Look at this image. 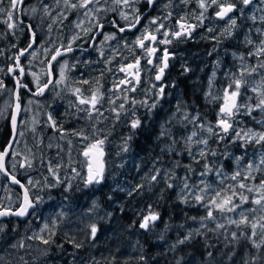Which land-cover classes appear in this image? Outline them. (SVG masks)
Wrapping results in <instances>:
<instances>
[{
    "label": "rangeland",
    "instance_id": "rangeland-1",
    "mask_svg": "<svg viewBox=\"0 0 264 264\" xmlns=\"http://www.w3.org/2000/svg\"><path fill=\"white\" fill-rule=\"evenodd\" d=\"M144 1L145 0H139L133 7L138 10L142 7H146V2ZM9 3L10 0H4L3 6L8 8ZM41 3L50 6V16L44 15L43 9L40 7ZM166 3H168V0H158L152 13L143 17L142 26L139 29L140 32L148 24L149 20L158 16L162 18L167 15L168 10L162 8V5ZM33 7L37 9L35 13L31 11ZM90 7H99L101 9V11L96 14L100 20H107L111 17L117 23L123 25H125V21L121 19L120 11H124L130 16L132 14V8L130 7L121 6L116 11H111L110 9L116 7V5L112 3V0H101L98 6L90 5ZM21 9H23V12ZM184 9H186V4L181 3V0H172V7L169 10L171 12L175 10L181 17L186 15ZM83 13V9L67 10L63 4V0H60L59 6H57L56 0H29L20 8V18H23L22 22H24V24L19 25L16 22V14L14 12L15 20L9 22L17 24L18 27L12 30H9L7 23L4 22L7 20L6 14L0 15V68L3 69V71H0V80L5 77L4 75L2 77V74L4 73L6 63L13 60V54H15L19 48L17 43H24L27 46V44L31 42V37L28 36V25H31L36 33V42L33 48L30 49V52L25 55L24 64L28 77L32 80L34 86H36L33 82L31 73H36L41 77V81L43 80V66L54 53L55 48L60 47L62 43L66 45L72 36L77 33L80 34L81 39L77 40L75 44L84 45L89 40L88 36L84 35L80 28L75 27V23L79 21H83V28L92 27L95 23V20H92L91 17L84 16ZM253 15L256 17L255 21L250 19ZM261 15H264V3H261V0H255L254 4L246 10L243 16H241L238 27L241 25L242 21H247L259 41L258 44H252L251 48H249V52L246 53L248 50L246 37H250V31L245 25L240 27V37L235 45L236 51L234 49L227 53L226 59L228 66L225 68L224 72L221 71L222 52L221 48L219 49L218 41H220V34L224 31L226 25L223 27L217 26L215 29L217 33L207 38L205 34L209 32L207 29L211 28V25H208L206 30L202 33V36H198V38L195 39L196 42H199L197 44L198 48H203L205 41H213L215 45H213V48L209 52L201 49L200 51L185 50L175 53L172 66L178 70V73L177 76L170 77L169 80L165 79L164 84L166 92H164L163 97L153 95V92H159V85L153 81L150 74L151 69L144 66L142 70L144 75L138 90L139 98L137 94L127 96L138 102L145 99L150 100L149 106L158 101L155 109H151V111H149V109L147 110L148 115L145 116L142 114L140 105L137 103L135 106V114H133V105L131 104L129 110L124 112L123 120H121V118L117 120L115 112L111 111L112 105L109 109H107L108 107L103 108V104L99 106L100 111L103 113L101 122H99L97 127V129L102 130L99 133V138H103L104 135H107L108 139L105 144V149H107L109 159L107 158L106 164H108L107 168L112 166L115 169L114 178L112 177V180L107 183L85 186L83 180V177H85V167L81 164V161L84 159L80 157L83 143L81 144L79 142L78 139L80 138L63 133L68 130H64L63 132L60 130V134L58 135H47V129L44 124V103H34L32 105L30 102V106L27 105L25 107L26 111H23L24 116L22 118L19 142L17 148L13 151L19 153V155L12 156L10 161L11 166L15 165V167H13L14 174L25 176V184L30 188L31 195L34 197L35 201H38L39 197V200L43 201L36 205V207L38 206L36 227L31 231L30 236L34 233H38L45 239L50 238L52 246H55L53 250L62 248L66 245L68 248L63 251L64 258L66 259L65 264H147L146 259H141V237L149 236L152 227L149 230L140 231L138 229L139 224L143 222V217L149 214V208L151 207V210L154 211V203L160 201L164 196H172L175 202L182 203L181 190L183 189L185 180H187L190 185H196L197 189L203 187L200 183L202 179L205 180L206 183H212L214 188L220 187L219 180L221 178L224 179L225 186L237 185V181L231 180L230 177L239 169L243 173V175L238 178L240 182L245 183L248 187H252L253 189L259 187L261 180L264 179V167H261L260 170L253 167L249 170L248 165L251 163L257 166L260 165L261 156L264 154V143L257 144L254 141H248L246 146H241L245 144V141H237L235 132H246L249 129L256 133L264 132V124L260 123V121H264V113H261L257 109L249 116L245 114L246 110L242 108L240 113L235 117L234 131L230 130L228 136H226L224 140L219 139V135L223 134L218 128H216V131L219 135L209 136L206 127L201 129L200 125L203 124L207 126L211 124L215 127L217 122L219 102H212L210 97L206 98V93L209 92L210 78L213 79L214 82L211 91L222 95L223 89L227 87L230 82L229 78L233 75L239 78L241 65L255 67L257 68L256 73L251 76L245 75V80L248 84L246 88L241 89L244 94V99L240 102L244 103L247 97H252V100L248 101V103L254 105L258 99V93L253 92L252 88L260 85L261 91H264V81H262L264 69L258 67L260 63H264V54L249 55V53H257V48L262 47L260 41L264 40V35L257 32L258 28L264 29V22L259 19ZM64 17H67V19H64ZM54 19L56 20L55 23H53ZM61 20L63 23H61ZM50 25L51 30H49ZM154 27L155 26H153V28ZM238 27L233 30L234 35ZM140 32L133 34L131 37L119 36L116 34L115 40L108 41L106 44L101 45V42L104 40V36L102 35L99 45L94 49V51L96 50L95 57L96 59H100V61L94 59L87 62V57H84L86 65H88L89 69L98 70L99 67L96 66L102 63L109 71V66L106 63V56L107 53L110 52V57L113 59L114 56L116 60V62L111 65L112 79L114 77L113 80L111 79V87H113V83H117L121 78L117 69L123 63L133 61L134 58L124 46L125 40L131 44ZM92 33L88 35L90 36ZM241 42H243L244 46ZM13 45H15V47H13ZM101 47L105 53L104 58H101L98 52V49ZM109 47H111L110 50ZM46 49L49 50L47 53L45 52ZM32 52H35L36 55L33 56L31 54ZM18 53L16 55H18ZM210 54H213V56L209 61L208 57ZM125 57H127V59H125ZM241 57H243V60H241ZM62 62H64V60ZM68 63L72 62L70 61ZM185 68H187L188 71H185ZM65 71L67 80L62 84H55L54 94L50 93L46 100L55 101V99H57L56 101L62 104L64 109L66 108L62 115L63 117L66 113L71 111L69 105L71 102L70 95L66 92L68 90L67 85L70 89L80 87L86 96L91 94L93 88L98 87L90 83H80L83 79L76 74L69 78L70 72H67V68ZM213 73H215L214 77ZM178 78H183L185 84L188 86L197 87L200 100L202 101L201 104L206 109L203 113H197L195 111L196 109L188 104L189 101L191 102V99L185 101L182 90L178 88L174 89L172 81ZM84 80H88V78ZM153 84L158 86L153 88ZM83 85L89 86L88 88H82ZM147 89L152 90L148 95H146L147 92L145 93ZM191 91L197 94L196 90ZM116 95V93H107L104 100L105 105H110L108 102L109 99H116L115 107L118 108L121 102L117 101L118 96ZM10 100V91L0 90V101H2L0 102V110L5 111V116L7 115ZM212 107H215V109H211ZM178 108L179 111L177 110ZM158 110L159 112L157 114ZM155 113L158 115V119H154L152 116V114ZM185 114H188L189 117H195L199 114V119L195 121V123L189 122L184 120ZM67 117L68 116H65L68 122ZM137 118L140 119L141 126L136 130H132L130 123L133 119ZM2 119L3 118H0V120ZM79 119L82 120L83 116ZM94 123H96V120H94ZM255 125L258 129H255ZM115 126L117 128L119 126V129H127L128 133L126 135L115 134L114 136L113 128ZM79 131H81V129ZM162 131H167L170 135L162 136ZM192 131L198 133V135L193 138V141L203 138L208 139V145L205 149L206 155L203 158L199 156V150L204 148V145L194 142L186 145L184 142V138L191 135ZM85 134L91 136L92 133H87L85 131ZM112 136H114L115 139H112ZM129 136H131V139L128 140L127 143L128 150L124 151V141H119L117 139L124 137V140H126ZM142 136H145L149 145H145L144 138L141 139ZM137 139L142 141L140 142L142 146H145L141 153H138L132 148L134 140ZM69 140L72 141L71 146L68 143ZM173 141L176 143L174 144ZM189 148L192 150L191 155H189ZM213 151L216 152L215 156L211 154ZM193 157L195 159H193ZM237 157H240L239 162L237 161ZM225 160H227V165L224 163ZM28 161L32 163L31 168L25 166L22 172L17 171L18 163L22 162L27 165ZM50 164L55 169L56 176L62 181L57 187L45 186L46 184L56 183V177L48 170ZM193 164H196V166ZM205 164L210 165L213 171L209 173L207 177H202L201 173L205 171ZM189 167L192 171L189 170ZM73 168L80 171L82 177L73 179L75 176V173L72 171ZM156 169H161V172L157 181L152 182L151 176L156 175ZM217 170H222L221 176L217 175ZM245 177L248 178L245 179ZM29 179L36 184L35 187L28 185ZM69 183H71L72 187L69 191H65L64 189ZM168 183L173 184V187L169 188L167 186ZM99 186H104L107 189V194L103 200L108 209H118L117 211L127 209V211L131 213L133 219H138L137 228L133 230L127 223H124L117 214L110 213L109 210L103 209L99 202V197H97L98 191L100 190ZM84 191L88 192V194L84 195L85 197L80 200H71L68 197L69 194L74 192ZM242 191L250 198H258L259 196L255 191L252 193L246 190ZM129 192H131V195H129ZM48 195L50 197H48ZM4 200L6 204L9 203L8 201L11 200V195L8 193L6 185L0 182V207L4 204ZM188 200H192L193 205L199 208V210L204 213V216L206 215L205 209L195 202L193 196H189ZM44 201L46 203H51L49 209L46 211H44L43 208ZM235 202L239 203L238 196ZM254 207L258 208V206L251 204L250 201L243 205L244 210ZM240 210L242 209H238L236 213H226L225 215L233 219H239L238 212ZM214 214L216 216V221H207V227L201 228L200 230L216 229V223L219 222L224 223L225 228L212 231L213 234L222 232L225 237H232L231 233L237 232L239 235L241 229H237L235 225H228L227 221L219 212ZM246 214L258 218L262 213L257 211L256 213ZM40 215L42 216L41 220L39 217ZM200 220L201 219L194 221L184 227L182 231L183 236H179V239H183L189 232H192L193 237H195V230L200 228ZM46 224L48 225L47 229H45ZM92 224H95L98 229L95 239L91 237ZM41 229L45 230L41 232ZM242 230L250 235V228H242ZM257 231H259V229H257ZM53 233L55 234L53 235ZM30 236L26 235L21 240L26 245L24 248L15 249L12 248V244H10L8 246L9 248L0 249V256L4 257V264H23V260L27 257H31L30 261L37 262L38 258L45 256L43 254L45 246H43V244L41 246L38 244L30 245L28 240L31 239H27ZM32 241L41 242L40 240ZM248 242L250 243L249 240ZM75 244H82V246L77 248ZM162 247L168 251L170 250L171 244L167 242ZM48 254H50L49 251ZM63 255L61 257L58 251L51 252L50 262L47 263L41 260L40 263L60 264V261L63 260ZM20 257H23V260H21Z\"/></svg>",
    "mask_w": 264,
    "mask_h": 264
},
{
    "label": "snow or ice",
    "instance_id": "snow-or-ice-1",
    "mask_svg": "<svg viewBox=\"0 0 264 264\" xmlns=\"http://www.w3.org/2000/svg\"><path fill=\"white\" fill-rule=\"evenodd\" d=\"M139 0H112V3L116 5V7L110 9L111 11H116L121 6L123 7H130L132 8V14L131 16L124 12L120 11V17L123 21H125V25L123 27L119 26V24L113 20L112 26L117 28V30L120 33H124L126 31H132L134 29H137V26L140 24L142 19V14L139 12L138 9L133 7L135 3H138ZM148 8H154L157 4L158 0H145ZM191 0H181V3L188 4ZM255 0H196L197 7L201 9L198 16H195V18L200 22V24L203 23L204 19H206V13L208 12L209 8H212L215 6L217 11H215V17L218 20H226L227 27L224 29V31L221 33V35L227 34V36H232L233 30L238 27L237 25V17L235 16V13H240L241 16H243L246 12V10L254 4ZM25 3V0H10L8 8L4 7V0H0V15L7 16V20L4 21L7 23V27L9 30L15 29L18 27L17 24L9 21H14L15 16L14 12L16 11L18 5H21ZM57 6H59L60 0H56ZM101 3V0H63V4L65 5V8L67 10H78L83 9L84 10V16L91 17L92 20H95V23L92 25V27L83 28V21H79L75 23L76 28H80L84 35L88 36L89 40H92L93 43L90 45L93 48H96L95 40L96 36H89V33H92L95 30H99V34L104 36V40L101 42V45L106 44L108 41L115 40L116 34H105L103 32V28L105 25L100 22V18L96 15L101 11L99 7L92 8L90 5H99ZM261 3H264V0H261ZM243 5L241 7L240 5ZM40 7L43 9V13L45 16L51 15V8L47 4L41 3ZM172 7V0H168V3L162 5V8L167 11V15L164 17H155L148 21V24L144 27V29L140 32L139 35L136 36L135 40L129 44L127 40H125V47L129 50V52L135 57L134 61L127 63L126 65L122 64L120 68L118 69L119 72L125 74V78L120 79L119 83H113V88L109 90V93L115 92L117 89H119L121 92H135L137 90V86L141 83V76L140 73L143 70V67L141 65V60H147L148 65H152L153 68L156 70L155 75V81L162 82L165 72L169 67V60L172 56V54L169 51V45L173 43L174 40H179L182 37H190L192 35V32L195 30V28L199 25H192L187 23V20L184 16H181L177 21L176 24L178 25L179 30H172L170 28H166L164 21L169 20L172 17V12L169 10ZM11 9V10H9ZM23 12V9H21ZM33 13L37 11L35 7L31 9ZM232 14V15H230ZM195 15V14H193ZM64 19H67V17H64ZM251 20L255 21L256 17L253 15L250 17ZM259 19L264 22V15H261ZM56 20H53V23H55ZM61 23L63 21L61 20ZM153 26H155L153 28ZM28 30L31 32V42L28 44V46L19 52L18 55H16L13 59L15 61L14 66H10L7 69L8 74H13L18 72V75L15 76V86L13 89L9 90L6 88L4 81L0 80V90L4 91H11L12 95L15 99V107L12 108L10 113V122L12 127V139L3 147L2 150H0V174L3 175L8 181L11 182L13 185H19L21 189H23V201L20 203L17 210H13L9 207L3 208V210H0V218L9 217V216H15V217H25L30 213V209L35 208V204L33 203V199L31 197L30 188L26 186L25 184L21 183L19 179L16 178L15 175H11L7 169H6V157L9 155L16 156L19 155V153L12 152V145L15 143V136H16V130L19 123V117L21 112L26 111V109L22 108L21 106V90L26 89L32 96L37 95H44L45 91L49 89V86L52 84H62L67 80L66 75V68L68 65L67 61L60 62L59 58L64 56L65 54L72 53L75 51L73 45L75 42L79 39H81V36L79 33L76 35H73L72 38L67 42V44H61L59 48L54 49V54L51 55V60L47 61L48 67L45 71L44 75L48 77L47 81H41V77L37 75L36 73H31L33 76V82L36 85V90L32 91V89L23 82V77L27 75L25 72V68L21 65L20 58L25 55L29 51V49L33 48V45L36 42V33L31 25H28ZM49 30H51V25L49 26ZM209 32L213 31L212 28L208 29ZM257 32L264 35V29H257ZM123 39V37H122ZM246 43L247 44H253L254 42L246 37ZM160 45H164L162 49L159 47ZM260 45L262 47L257 48V53H249V55H255V54H264V40L260 41ZM15 47V45H13ZM136 49L140 50V55H136ZM86 50V49H84ZM49 50H45L47 53ZM99 55L101 58H104V51L101 47L98 49ZM162 52V56L160 53ZM33 56L36 55L35 52L31 53ZM114 59V57H113ZM127 59V57H125ZM241 60H243V57H241ZM112 62L111 59H108L106 61L107 64H110ZM56 63L60 64L59 68V79H56ZM259 68L264 69V63H260L258 65ZM185 71H188L187 68L184 69ZM0 71H3L2 68H0ZM110 71V69H109ZM257 68L255 67H248L245 65H241V72L239 78L235 77L234 75L231 76L230 82L227 87L223 89V94L220 95L219 93H213L211 91L213 87V79L210 78L209 80V92L206 93V98H211L212 102H219V111L217 113V122L215 127L211 124H208L207 126L201 124V129H204L206 127V131L209 134V136H217L219 133L216 131V128H218L223 135H219L220 140H224L226 136H228L230 130L234 131V122L235 117L238 113H240L241 109H245V114L251 116L252 112L255 110H259L261 113H264V91H261V86L257 85L256 87L252 88L253 92L258 93V99L254 105L248 103V101L252 100V97H247L244 103H241L240 101L244 99V94L242 93L241 89L246 88L248 82L245 80V75L251 76L254 73H256ZM103 76V72L101 73V77ZM215 76V73H213V77ZM262 81H264V76H262ZM82 84H88V80H82L80 81ZM96 85H99V87H95L91 90V94L86 96L82 92L80 87H76L72 89V94L76 96V100L78 103H74L73 107L77 109V111H83L87 113V117L89 120H92L95 115L96 122H101V117L103 116V113L100 111V105L103 104L105 100V96L107 93L103 91V85L100 82V79L97 78L95 81ZM123 86V87H121ZM158 85L153 84V88H156ZM165 92L164 87H159V92H153L154 96L163 97ZM119 99V97H117ZM124 103H120L119 107H115L116 101L109 99V104L113 107L111 108V111L115 112L116 119L119 120L121 112H126L127 109L125 108L126 103H131L133 105V114H135V106L137 103H139L141 106L147 107L149 111L151 109H155L157 106L158 101L152 103L150 106L147 104V101H136L135 99H130L127 95L123 97ZM87 105L88 107H81ZM9 107H11L9 105ZM179 111V108L177 109ZM5 117V111L0 110V118ZM199 119V114L195 117H189L188 114L184 115V120H187L189 122L195 123ZM49 121L51 122V127L54 129H58V125L54 120H52L51 115L49 116ZM260 123L264 124V121H260ZM141 126V121L139 118L133 119L130 123V127L132 130H136ZM101 129L94 128L91 136L88 134H85L83 130L76 132L74 131L72 133L73 136H77L80 138L81 142L83 143V148L81 151L82 156L84 157V160L81 161L82 166L86 167L87 169V176L83 177L85 186H90L92 184H100L105 179V172H106V161H105V144L108 139L107 135H104L103 138H99V133L101 132ZM162 136H168L170 135L167 131H162ZM198 133L196 131H192L191 135L184 138L185 144H191V143H197L202 144L205 147L201 148L199 150V156L205 157L206 152L205 149L208 145V139L203 138L200 140L193 141V138L196 137ZM63 138V137H62ZM235 138L237 141L244 140L245 144L241 146H246L248 141H254L257 144L264 143V132L262 133H256L253 132L251 129H249L246 132H235ZM131 139V136L126 138L125 140V147L124 151H127V143L128 140ZM235 142V141H234ZM69 145L71 146L72 141H68ZM175 144L176 142L173 141ZM189 155H191V148L188 149ZM213 156L216 155V152L213 151L211 153ZM193 159H195L193 157ZM240 157H237V161L239 162ZM198 162V161H197ZM32 167L31 161L27 162V165L21 164L20 167ZM15 167V165H13ZM205 171L201 173L202 177H207L209 173L213 171V168L205 164ZM253 167H256L257 170H260L261 167H264V154L261 156L260 165L257 166L254 163H251L248 165L249 170H251ZM49 172L56 177V183L55 184H46L45 186L50 187H57L59 186L62 181L59 179L58 176H56L55 169L49 165ZM189 170L192 171V169L189 167ZM72 171L75 173V176L73 179L77 177H82V173L80 171H77L75 168L72 169ZM161 169H156V175L151 176V181L156 182L158 176L160 175ZM217 175H222V170H217ZM243 173L237 169V171L230 177L231 180L237 181V185H227L225 186V181L223 178L219 180L220 187L214 188L212 183H206L205 180H201L200 183L203 185V187H200L197 189L196 185H190L187 180H185L183 189L181 190V202L182 203H188L189 196H193L194 200L197 204L201 205L205 211L206 215L201 217L200 220V228H197L195 230L196 235H200V229L206 228L207 221H216V216L214 213L219 212L222 217L227 221L228 225H235L237 229H241L239 231V235L237 232H232L231 236L233 241L239 242L241 238L247 239L250 241L251 245L255 249H261L262 246H264V179L261 180L259 187L253 189L252 187H248L245 183L240 182L238 180L239 177H241ZM248 177H245L247 179ZM28 185L35 187L36 184L29 179ZM169 188L173 187V184L168 183L167 185ZM72 185L69 183L67 187L64 189L65 191H69L71 189ZM240 190V191H238ZM246 190L249 193H252L253 191L257 192L259 194L258 198L256 197H249L248 195L244 194V191ZM129 195H131V192H129ZM239 198V203L235 202V199ZM251 202V204L258 206L251 208V209H243V205ZM38 202L42 203V200H39ZM238 209H242L238 212L239 219H233L230 216L225 215L226 213H236ZM259 211L262 213L258 218L255 216H249L246 213H256ZM160 219L159 213L152 211L151 207L149 208V214L143 217V222L139 224V227L144 230H149L151 227H155V222ZM48 228V225H45V229ZM225 228L224 223H216V229H209L210 231H218L219 229ZM242 228H250L251 232L250 235L242 230ZM45 229H41V232H43ZM259 229V231H257ZM5 226L0 225V233L4 232ZM97 226L95 224L91 225V237L95 239L96 233H97ZM55 233H53L54 235ZM193 238V233L189 232L188 235H186L183 239H179L177 241L178 244H184L188 240ZM27 239L31 240H40L43 244L48 245L52 243V241L49 239H45L42 235L38 233H34L32 236L28 237ZM258 241V242H257ZM75 243V242H73ZM82 244H75V247L79 248ZM12 248L20 249L26 247L23 241L19 243H15L11 245ZM30 247V246H27ZM62 247V246H61ZM175 247V245L173 246ZM48 249L43 250V254L47 255ZM211 255V253H209ZM21 260H23V257H20ZM141 259L143 260L144 257L141 256ZM252 264H255L256 257H250ZM0 264H4V257L0 256ZM27 264V262H25ZM244 264H249V260H245Z\"/></svg>",
    "mask_w": 264,
    "mask_h": 264
},
{
    "label": "flooded vegetation",
    "instance_id": "flooded-vegetation-1",
    "mask_svg": "<svg viewBox=\"0 0 264 264\" xmlns=\"http://www.w3.org/2000/svg\"><path fill=\"white\" fill-rule=\"evenodd\" d=\"M28 1L29 0H25V2H28ZM159 1H162V0H159ZM237 2H238V0H237ZM23 4L18 5V7H17V9L15 11L16 22L19 25H23L24 24V22H22L23 18H20L21 17L20 8H21V6ZM196 5H197V3H196L195 0L191 1L189 4H186V9H184L186 15L184 17L186 18L187 23L192 24V25H199V26H197L195 28V30L192 32V35L190 37H182L179 40H174L173 43L168 46L169 47V51L172 54V56H171V58L169 60V67H168V69L165 72V75H164V78H163L162 82H156L155 81L156 70L153 68V66L152 65H148L147 64V60H141L142 67L146 66V67L151 69L150 74L152 76L153 81L156 82L159 85L158 87H164L165 88V84H164L165 79L169 80L170 77L177 76L178 70H176L174 68V66H172V61L174 59L175 53H179V52L185 51V50L200 51L201 49L205 50L206 52H209L213 48V45H215V43L213 41H211V42L205 41L203 48H198L197 44L199 42H196L195 39L198 38V36H202V33L206 30V27L208 25H211V28L213 29V31L207 32L205 34L207 38H209L211 36H214V34L217 33V30H215L217 26H222V27L225 26V25H226V27L228 26L227 23H226V20H218L215 17V11L218 10V9L215 8V6H213L212 8L208 9V12L206 13V17L207 18L204 19L202 24H200V22L197 19H195V16L199 15L201 9H199ZM145 6L146 7H142L139 10V12L142 14V19H141L140 24L137 26V29H134V30H132L130 32L120 33L117 30V28L112 26L111 22L113 21V19L111 17H109L107 20H105V19L100 20V22L105 25V27L103 28V32L105 34L115 33V34H118L119 36H130V37L133 34H136V33L140 32L139 29L142 26L143 17L151 14L153 9H154V8H148L147 4ZM240 6L243 7L242 4ZM193 14H195V15H193ZM230 15H232V14H230ZM235 16L237 17V25H238V23H240V20H241V15H240V13H235ZM179 18H180L179 14L177 12H175V10H173L172 17L169 20L164 21L166 28H170L172 30H179L178 29V25L176 24V21ZM118 24L121 27L124 26L123 24H120V23H118ZM244 25L247 26L249 31H250V37L251 38L250 37L249 38L254 42L253 44H258L259 40L254 35V33L252 31V27L249 26L247 21L246 22L242 21V23H241V25H239L238 29L235 30V35L232 34V36L229 37V36H227V34H224V35L220 34V41H218V46H219V49L221 48V52H222L221 53V56H222V59H221V61H222L221 71L222 72H224L225 68L228 66L227 59H226L227 58V53L230 50H234L235 49V47H236L235 45L237 44V41L239 40V37H240L239 36V29H240V27H242ZM28 36L31 37V32L29 30H28ZM90 36H96L95 44H96V46H98L99 42H100V37L102 36L101 34H99V30L97 29V30L93 31V33ZM213 38H215V37H213ZM92 43H93L92 40H88L84 45H82V44L73 45L75 51L72 52V53L65 54L64 56L60 57L59 60H60V62H62L63 60L64 61L67 60L68 62H70V61L72 62V63H68V65H67V72H70L69 73V78H70V76L72 77V76H74L76 74L78 77H81L83 80L85 78H88V81H89L90 84H93L94 86H98V87H99V85H96L95 81H96L97 78H99L101 84L103 85V91L105 93H109V90L113 88V87H111V79H112V74H111L112 66L111 65H113V63L116 62V60H115V58L112 59L110 57V52H109V53H107L106 60H108V59L112 60L111 64H108L110 71H108V68L103 66L102 63H100L98 66H96V67H99L98 70L89 69L88 65H86L84 57H87L86 58L87 62L96 59V57H95L96 56V50L94 51V49H96V48H93V47L90 46ZM241 43L243 44V42H241ZM17 44L19 45L18 46L19 48L17 49L16 53L13 54L14 55L13 58L16 56V54L18 52L22 51L23 49H25L28 46V44L26 46V44H24V43H17ZM243 46H244V44H243ZM251 46H252V44H247V49L248 50L246 51V53L249 52V48H251ZM159 47L162 49L165 46L164 45H160ZM57 48H59V47H57ZM110 48L111 47H109V50H110ZM84 49H86V50H84ZM235 51H236V49H235ZM29 52H30V50L27 52V54ZM140 54H141L140 50L136 49V55H140ZM160 55L162 56V52L160 53ZM212 56H213V54L209 55V57H208L209 61L212 59ZM134 59H135V57L133 58V61H134ZM24 60H25V56L23 57V59L20 62H21V65L25 68V72L27 73V70H26V67H25V64H24ZM49 60H51V56H50V58L47 61H49ZM96 60L100 61V59H96ZM13 61H14V59L11 62L6 63L4 73L2 74V77H3V75L5 76L2 80L4 81V84H5L6 88L9 89V90L14 88V86H15V76L18 75V72L13 73L11 75L7 73L8 67L14 65ZM47 61H46V63L43 66V73H45V71L47 70V67H48ZM129 62H132V61H129ZM129 62H127V63H129ZM127 63H123V64L126 65ZM55 67H56V77L55 78L58 79V76H59V71L58 70H59L60 64L56 63ZM118 69H117V72H118V74L121 75L120 79L125 78V74L119 72ZM102 72H103V76L101 77V73ZM143 75H144V73L141 71V73H140L141 81L143 79ZM22 79H23V82L25 84H27L32 89V91L36 90V86H34V84L32 83V80L28 77V74L25 77H23ZM47 79H48V77L46 75H44V78H43L42 81L46 82ZM113 79H114V77H113ZM72 80H74V79H72ZM119 80H118L117 84L119 83ZM179 80L180 79L178 78V79H175L174 81H172V83L174 85V89H176V88L180 89L179 88L180 87ZM66 85H67V83H66ZM139 85L137 86V90L135 92H121L119 89H117L115 92H111V93H116L117 94L116 96L119 97V99L117 101H119L121 103H124L123 97L125 95L130 96V95L137 94V97H138V95H139V91H138L139 90ZM88 86L89 85H83L82 88H88ZM67 87H68V90L66 92L70 95V99H71V102L69 104L70 107H71V111L65 114V116H68L67 117L68 118V122L66 121L65 116L64 117L62 116L64 114V111H65L66 108L64 109L63 105L59 104L56 101L57 99H55V101L54 100L46 101L50 93L54 94L55 84L50 85L49 89L45 91L44 95L32 96L26 89L21 90V106H22V108L25 109V107L27 105H29L30 102L32 103V105L34 103L35 104L44 103V107H43L44 121H45L44 124H45L46 129H47L46 130L47 135H58V134H60V130H61V132H63L64 130H68L67 132H63V133H65L67 135H72V133L74 131L78 132L80 129L83 130L84 132L86 131L87 133L88 132L92 133L94 128H97L98 124H99L97 122L94 123V120H96L95 119V115L96 114H94V118L92 120H89L88 117H87V113L86 112L77 111V109L75 107H73V103H78L77 100H76V96L72 94V88L70 89L68 85H67ZM121 87H123V86H121ZM150 92H152V90H150V89H147L145 91L146 95H148ZM165 92H166V90H165ZM10 99L11 100L9 101V105L12 107L13 95H12L11 91H10ZM145 100H143V101H145ZM115 101H116V99H115ZM146 101H147L148 105L151 102L150 100H146ZM0 102H2V101H0ZM110 106L111 105H108V106L105 105V102H103V105H102L103 108L108 107L107 109H109ZM130 106H131V103H126L125 104V108L127 109V111L129 110ZM11 107L8 106L7 115L2 120H0V150H2L3 147L9 142V139L11 137V124H10V110H11ZM81 107H88V106L85 105V106H81ZM213 108L215 109V107H213ZM140 109H141V112H142L143 115H145V116L148 115L147 114V110H148L147 107H144V106L140 105ZM158 112H159V110L157 111V114H158ZM157 114L156 113L152 114L154 119H158L159 118ZM50 115L52 117V120H54L56 122V124L58 125L59 130L58 129H54L53 127H51V122L49 121V116ZM23 116H24L23 112H21L20 117L18 118L19 119V123H18V126H17L16 136H15V141L16 142L13 143V145H12V152L18 146L19 136H20V129H21ZM82 116H83V119L80 120L79 118H81ZM120 118H121V120H123L124 112H121ZM119 128H120L119 126H118V128L116 126L113 128L114 136H115V134H117V135H120V134L126 135L128 133L127 129H123V128L119 129ZM255 129H258V127L256 125H255ZM114 136H112V139H115ZM143 138H145V137L142 136L141 139H143ZM78 140L82 144L81 140L80 139H78ZM117 140L124 141L123 145H125L124 137H120ZM129 146H130V144H129ZM80 147L82 148V145ZM105 153H106V155H105V161H106L107 158L109 159V156L107 154V149H105ZM11 157H12V155H9L6 158V169H7V171L11 175H15L16 178L21 181V183L25 184V176L24 175L14 174L13 166L10 165ZM80 157H81V153H80ZM21 164H23V163L20 162L17 165V171H19V172H22L25 169V167H23V168L20 167ZM107 165L108 164H106L105 179L100 184H104V183H107V182L111 181L112 180L111 178L112 177L114 178V176H115V169L112 166H109L110 168H107ZM84 176L85 177L87 176L86 167L84 169ZM0 182L2 184L6 185V187L8 189V193L11 195V200L8 201L9 203L6 204L5 200H4V204H2V206L0 207V210H3V208H5V207H9V208H11L13 210H17L19 205H20V203H22V201H23L22 200L21 191L16 189V188H11L8 185L7 180L4 177H2L1 175H0ZM92 185H94V184H92ZM86 194H88V192H86V191H84V192H76V193L74 192L72 194H69L68 197L71 200H74V199L75 200H80V199L84 198L85 197L84 195H86ZM31 197L33 199V203L35 204L34 210L30 209V213L31 214H29V215H27L25 217H18L17 219L14 218V217H8V218L6 217V219L5 218L0 219V225L5 226L4 232L0 233V249L9 248L8 246L10 244H13V243H19L26 235L30 236L31 231H33L35 229V227H36V214L38 213V206L36 207V205L39 202L35 201V199H34V197L32 195H31ZM48 197H50V196L48 195ZM50 204H51L50 202L46 203L44 201V206H43L44 211L49 209ZM39 217H40V220H41L42 216L40 215ZM138 229H139V227H138ZM140 231H144V229H142ZM36 241H38V240H36ZM28 243L30 245L38 244L40 246L43 244L41 242H34L32 240H28ZM43 246H45L44 247L45 249H48L50 254L47 253V255H45V256H43L41 258H38L37 262L36 261H30L31 257H27V258H25L23 260L24 261L23 264H25V262H27V264H41L40 263L41 260H43L44 262H47V263L50 262V258H51L50 255H51V252L53 253V247L54 246H52V243H50L48 245L43 244ZM64 261H66L65 258H64ZM60 262H62V260Z\"/></svg>",
    "mask_w": 264,
    "mask_h": 264
},
{
    "label": "trees",
    "instance_id": "trees-1",
    "mask_svg": "<svg viewBox=\"0 0 264 264\" xmlns=\"http://www.w3.org/2000/svg\"><path fill=\"white\" fill-rule=\"evenodd\" d=\"M179 84L185 101L191 99L188 104L195 108L197 113H203L206 109L201 104L197 87L188 86L183 78L179 80ZM191 90H196L197 94ZM144 141L145 145H149L146 138ZM140 142L142 141L134 140L132 146L134 150H138V153H141L145 147ZM224 163L227 165V160ZM193 165L196 166V164ZM99 189L97 197L103 209L117 214L133 230L137 228L138 219H133L127 209L123 211L108 209L103 200L107 189L104 186H99ZM154 211L159 213L160 219L155 222V227H152L149 236L141 237L142 256L147 260V264H244L246 259L249 260V264H252L250 257L257 258L255 264H264V246L261 249H255L247 239L241 238L239 242H236L232 237H225L222 232L213 234L210 230H200V235H195L184 244H177L179 236H183L184 227L204 216V213L193 205L192 200L182 204L175 202L172 196H164L154 203ZM167 242L171 244L168 251L162 247ZM67 248L65 245L62 248H56L53 252L58 251L62 257L64 249ZM60 264H65L64 255Z\"/></svg>",
    "mask_w": 264,
    "mask_h": 264
},
{
    "label": "water",
    "instance_id": "water-1",
    "mask_svg": "<svg viewBox=\"0 0 264 264\" xmlns=\"http://www.w3.org/2000/svg\"><path fill=\"white\" fill-rule=\"evenodd\" d=\"M18 12V11H17ZM126 32H129V31H126ZM30 50V49H29ZM19 54V53H18ZM27 53H25V55H26ZM24 55V56H25ZM24 56H22L21 58H20V60L21 59H23V57ZM14 63H15V61H14ZM157 82V81H156ZM15 107V99H14V97H13V100H12V107H11V110H12V108H14ZM11 110H10V113H11ZM10 124H11V122H10ZM222 133V132H221ZM223 134V133H222ZM12 139V127H11V137H10V139H9V141ZM81 157L84 159V157L82 156V154H81ZM7 158V157H6ZM2 177H3V175L2 174H0ZM5 178V177H4ZM6 179V178H5ZM7 180V179H6ZM7 183H8V185L11 187V188H16V189H18V190H20L21 191V193H22V200H23V189H21L20 187H19V185H13V184H11V182L10 181H8L7 180ZM9 217H14V218H18V217H15V216H9ZM5 219H6V217H4ZM8 218V217H7ZM0 219H2V218H0ZM139 230H142L140 227H139Z\"/></svg>",
    "mask_w": 264,
    "mask_h": 264
}]
</instances>
